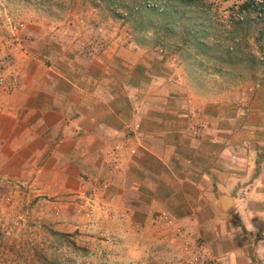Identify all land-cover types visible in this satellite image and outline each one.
Instances as JSON below:
<instances>
[{"label":"crops","instance_id":"crops-1","mask_svg":"<svg viewBox=\"0 0 264 264\" xmlns=\"http://www.w3.org/2000/svg\"><path fill=\"white\" fill-rule=\"evenodd\" d=\"M15 62L17 86L0 91V180L32 187L63 230L110 219L148 230L147 251L191 241L213 264H264L259 218L260 234H226L244 227L239 201L264 212L263 89L200 88L182 62L148 55Z\"/></svg>","mask_w":264,"mask_h":264},{"label":"rangeland","instance_id":"rangeland-1","mask_svg":"<svg viewBox=\"0 0 264 264\" xmlns=\"http://www.w3.org/2000/svg\"><path fill=\"white\" fill-rule=\"evenodd\" d=\"M67 55H148L182 62L200 88L264 90V0H0L1 92L18 84L15 61ZM38 199L32 187L0 180V264L214 263L191 241L147 251L148 230L124 222L63 230L59 209Z\"/></svg>","mask_w":264,"mask_h":264},{"label":"clouds","instance_id":"clouds-1","mask_svg":"<svg viewBox=\"0 0 264 264\" xmlns=\"http://www.w3.org/2000/svg\"><path fill=\"white\" fill-rule=\"evenodd\" d=\"M222 192L225 194H230V189L223 188L221 189ZM238 212L241 215L244 223V227H233L230 232H227L226 234L229 236L230 239H236L239 236H242L245 232L249 234H260V228L255 226L252 223V220L254 218H259L261 223H264V212H256L248 207V203L246 201H239L238 202ZM256 251L257 255L260 259H264V239H260L258 242H256Z\"/></svg>","mask_w":264,"mask_h":264}]
</instances>
